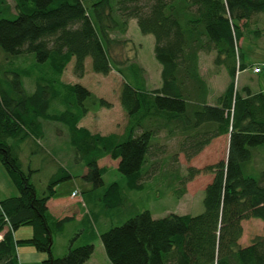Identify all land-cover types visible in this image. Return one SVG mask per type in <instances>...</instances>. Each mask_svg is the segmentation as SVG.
I'll return each mask as SVG.
<instances>
[{"label":"trees","instance_id":"obj_1","mask_svg":"<svg viewBox=\"0 0 264 264\" xmlns=\"http://www.w3.org/2000/svg\"><path fill=\"white\" fill-rule=\"evenodd\" d=\"M84 2L0 0V163L17 190L0 199V264H18L19 243L46 253L44 264H83L93 253L90 242L74 245L73 240L61 257L52 253L54 235L70 217H54L48 200L57 182L72 177L70 171L58 168L38 191L33 181L38 168L24 169L21 156L31 151L26 140L46 135L50 122L65 128L75 161L85 166L82 178L92 189L104 186L101 160L115 162L125 184L105 186L99 198L106 215L125 210V190L147 185L145 176L159 164L150 159L159 131L178 130L187 159L228 133L224 159L202 169L189 167L187 174L173 175L171 186L167 183L179 198L185 181L201 171L210 173L202 212L154 218L143 209L110 224L100 233L101 244L111 264H264V236L239 243L244 220L264 221V169L256 176L244 173L255 149L264 145V92L238 89L235 83L237 71L252 72L254 65L244 61L237 42L252 16L264 14V0H95L89 7ZM131 18L143 34L154 37L161 65L157 88L146 87L138 63L114 66L111 46L126 40L119 36ZM201 53L213 54L214 65L229 76L214 103L208 102V85L199 73ZM87 57L93 72L105 75L113 69L123 79L119 103L127 122L122 133H94L78 124L91 107L111 106L84 85L61 81L72 59L74 76L83 77ZM4 63L10 68L4 70ZM23 74L34 79L33 91L24 87ZM22 225H30L32 234L16 239L14 231Z\"/></svg>","mask_w":264,"mask_h":264},{"label":"rangeland","instance_id":"obj_2","mask_svg":"<svg viewBox=\"0 0 264 264\" xmlns=\"http://www.w3.org/2000/svg\"><path fill=\"white\" fill-rule=\"evenodd\" d=\"M93 1L95 0H85L84 4L89 7ZM242 30L244 36L238 40L237 47H240L244 61L253 65L258 64L263 68L259 74H253L250 69L237 71L235 76L236 86L240 89L241 85H243L242 83L245 82L264 92V14H254L248 21L247 26ZM119 38H125L126 40L111 46L110 54L114 62H116L114 66L123 67L131 62H141L148 70L147 73H144V76H148L147 79L150 85L153 86L150 89L156 88L155 84L158 82V77H160L161 65L154 56L153 35L143 34L139 30L136 19L131 18L129 19L126 33L119 36ZM212 59L213 54L211 53H203L201 55L199 73L207 82V85L208 82L210 83L213 91H219L225 88L229 81V76L225 68L216 67ZM20 61L22 60L20 59L18 62L20 63ZM73 61L72 59L63 71L62 79L78 82L86 88L88 87L96 96L104 98L111 103L109 108L92 109L91 107V110L80 119L81 123L78 124L88 128L91 132H102L104 134L110 133L117 123L119 127H122L125 121L127 122L126 114L119 103V89L123 82L122 77L113 69L105 75L93 72L91 70V59L87 57L85 66L88 70L82 78H77L72 72ZM6 64H3L4 70L10 68V64ZM138 64L141 65L140 63ZM216 71H220L218 72L220 74ZM128 77L126 75L127 79H129ZM33 81L32 77L22 75V82L28 92L34 87ZM46 124V135L36 140V142L30 138L24 144L27 149L31 150L27 153L24 152L21 156L24 169L27 165H34L38 168V171L33 176V181L38 191L46 187L48 177L55 173L58 168L62 167L70 171L72 174L71 178L57 182L55 199L65 201V203L79 200L77 205L80 213L84 216L70 218L64 223L63 230L54 235L52 253H56L59 257L64 255L70 240H73L74 245L90 242L94 246L92 256L94 261L89 264H106L102 253L103 247L100 233L107 229L110 224H121L123 219L135 212L148 209L154 218L163 217L170 212L191 215L202 212L204 188L212 178L210 173L201 171L194 175L192 179L185 181V193L179 198H176L172 194L171 188H168V186H171L169 182L173 175L182 176L187 174V168L189 167L202 169L204 166L224 158L222 139H219L220 141L215 147L214 145L210 147V150L212 149L210 154L200 155L194 159L192 157L187 159L179 149L181 155L172 154L167 160H158V167L152 171V174L145 176L147 185L143 190H125V210L121 207L119 209L120 214L110 213L109 211V214L106 215L102 201L99 198L105 186L113 181L119 182L123 187L125 184L122 174L115 167V162L108 157L101 160V165L105 168L102 174L104 186L92 189L91 185L82 178L85 166L82 161H75L74 152L66 136L65 128L63 129L59 123H56V125L53 122ZM169 145L168 149L172 148L173 150H178V147H180L175 142ZM254 152V158L247 164L244 173L256 176L264 169V145L257 147ZM160 171L162 172L160 173ZM174 186L179 187L182 184L174 181ZM12 190H14V193L9 194ZM72 191H78V194L73 196L71 195ZM16 194L17 190L0 163V199ZM242 229L243 232L239 243L245 246L255 236H264V221L256 218L246 219L242 222ZM31 234L32 227L30 225H22L14 231L16 239H25L30 237ZM16 251L18 264H44L34 254L46 255V253L37 251L31 244L19 243Z\"/></svg>","mask_w":264,"mask_h":264},{"label":"crops","instance_id":"obj_3","mask_svg":"<svg viewBox=\"0 0 264 264\" xmlns=\"http://www.w3.org/2000/svg\"><path fill=\"white\" fill-rule=\"evenodd\" d=\"M201 55H199V62H200V59H201ZM72 61V60H71ZM141 64V66L144 68L145 73H147V69L144 67V65L141 63V62H138ZM73 65V64H72ZM68 66V65H67ZM88 69L86 68L85 66V72L87 71ZM246 70V69H245ZM244 71V70H243ZM217 73L220 72V71H216ZM226 73V72H225ZM261 73V72H260ZM160 74H161V68H160ZM215 74V73H213ZM220 74V73H218ZM254 74V73H253ZM259 74V73H257ZM85 75V74H84ZM63 75L61 76V81L64 82V83H75V81L73 82H70V81H66V80H63L62 79ZM148 76H145V81H146V87L147 88H151L153 86L150 85V82L149 80L147 79ZM82 78V77H81ZM123 81V80H122ZM123 83V82H122ZM121 83V85H122ZM228 83V82H227ZM243 85H241V87L243 86H249L252 90H259L258 88H254V85H251V84H248V83H242ZM161 85V76L158 77V82H156L155 84V87H159ZM208 85H209V91H208V102L209 103H214L215 101V98L223 91L224 88H222L221 90L219 91H213L212 88L210 87V83L208 82ZM226 86V85H225ZM88 88V87H87ZM121 88V86H120ZM34 87L31 88V91H33ZM89 89V88H88ZM90 90V89H89ZM120 90V89H119ZM30 91V92H31ZM91 91V90H90ZM92 92V91H91ZM95 94V93H94ZM96 95V94H95ZM55 108L60 110V109H63V107L61 106H58V105H55ZM79 123H81L79 121ZM56 125V123H54ZM125 124H126V121L124 123V125L122 127H119L118 126V123L116 125H114V128L110 131V133H122L123 132V129L125 127ZM46 125L45 124V128H46ZM81 126V125H80ZM63 129L64 127L61 126ZM97 132V131H96ZM99 133V132H98ZM100 134H104V133H100ZM178 138V139H177ZM181 135L179 134L178 130H173V131H168V130H165V129H162L161 131H159L157 133V135H155L154 137V142L156 143L157 142V148L154 149V152L152 153L151 155V160H155V161H158V160H167L169 158L170 155L172 154H180L181 155V152L179 151L180 147H178V150H173L172 148H169L168 147L170 146L169 144L170 143H173L175 142L176 144L178 143L179 146H180V142H181ZM219 139H222V143H223V150H224V158L226 157V154H227V149H228V141H229V134L226 133V134H222V135H218L217 137L213 138L207 145H205L201 151H199V153H197V155H195L194 157H192V159L198 157V156H203V155H208L212 152V149L210 150V147L212 145H214V147L216 146V144L219 143ZM171 141V142H170ZM215 150V149H214ZM158 156V157H157ZM178 158V156H177ZM222 158V159H224ZM102 166V165H101ZM33 168H37L35 167L34 165H32ZM115 167H116V164H115ZM38 170V169H37ZM84 172H85V169H84ZM49 178V177H48ZM16 189V188H15ZM14 193V190L10 191L9 194H13ZM74 198V197H73ZM72 199V198H71ZM79 200H75V202H71V203H65V201H61V200H57L55 199V194L53 195V197H51L49 200H48V205H47V208L49 210V212L56 218L58 219H61V218H64V217H70V218H77V217H82L84 216L82 213H80V209L77 205ZM76 203V204H75ZM70 220V219H69ZM103 257H104V261L106 264H111L109 262V260L107 259L106 257V254L104 252V249H103ZM54 256L56 257H59L56 253H53ZM34 256L40 260V262L44 261L46 255L44 254H39V253H36L34 254ZM93 256V253L91 254V256L83 263V264H89L91 263L92 261H94V258L92 257ZM93 264H96V263H93Z\"/></svg>","mask_w":264,"mask_h":264},{"label":"built area","instance_id":"obj_4","mask_svg":"<svg viewBox=\"0 0 264 264\" xmlns=\"http://www.w3.org/2000/svg\"><path fill=\"white\" fill-rule=\"evenodd\" d=\"M253 71H254V72H260V71H261V66H259V65H258V66H255V67L253 68ZM75 193H76V191L73 192V194H75Z\"/></svg>","mask_w":264,"mask_h":264},{"label":"bare ground","instance_id":"obj_5","mask_svg":"<svg viewBox=\"0 0 264 264\" xmlns=\"http://www.w3.org/2000/svg\"><path fill=\"white\" fill-rule=\"evenodd\" d=\"M74 192V191H73ZM73 192L71 193V195H73V196H76L77 194H78V191H76V193L75 194H73ZM2 238V233H0V239Z\"/></svg>","mask_w":264,"mask_h":264}]
</instances>
